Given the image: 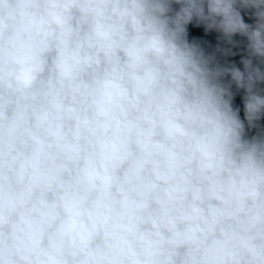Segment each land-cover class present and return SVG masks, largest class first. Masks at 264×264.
<instances>
[{
	"label": "clouds",
	"instance_id": "1",
	"mask_svg": "<svg viewBox=\"0 0 264 264\" xmlns=\"http://www.w3.org/2000/svg\"><path fill=\"white\" fill-rule=\"evenodd\" d=\"M0 264H264V0H0Z\"/></svg>",
	"mask_w": 264,
	"mask_h": 264
}]
</instances>
